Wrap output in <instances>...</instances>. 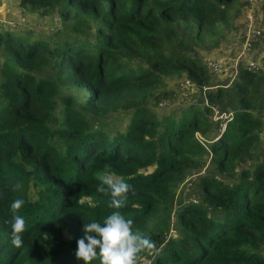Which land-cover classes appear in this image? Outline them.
<instances>
[{
  "label": "trees",
  "instance_id": "trees-1",
  "mask_svg": "<svg viewBox=\"0 0 264 264\" xmlns=\"http://www.w3.org/2000/svg\"><path fill=\"white\" fill-rule=\"evenodd\" d=\"M19 6L58 21L46 35L0 29V264H134L157 245L155 264H264V69L212 86L199 56L243 0ZM176 79L196 85L195 102L158 119L147 104L169 99ZM60 88L83 101L61 95L56 114ZM213 108L231 115L213 120ZM120 111L124 129L87 119ZM208 160L215 174L194 182L196 203L178 201ZM173 213L179 232L165 240Z\"/></svg>",
  "mask_w": 264,
  "mask_h": 264
},
{
  "label": "rangeland",
  "instance_id": "rangeland-1",
  "mask_svg": "<svg viewBox=\"0 0 264 264\" xmlns=\"http://www.w3.org/2000/svg\"><path fill=\"white\" fill-rule=\"evenodd\" d=\"M259 12L260 9H256V15L260 18ZM243 18V11H241V13H239L238 15L235 14V18L232 24L233 28L226 35L218 48L211 50L199 49V56L205 64L226 57L227 55H231L232 57L236 56V54L240 51V46L242 44L241 28L243 27ZM49 19L52 20L50 24L48 23ZM55 19L56 17L38 19L34 16H29L28 14L22 12L17 0H0V28H2L3 25L7 23L11 25L13 23L15 28L18 27V25L20 26L21 24L32 26L34 25L35 28H39V31L45 33L44 35H46L50 34L49 32L51 30V26L55 22ZM248 58L257 62L259 67H262V69H264V31L262 32L260 39L252 44L251 51L248 52ZM211 81V85L213 86L215 83H225L226 81H228V78L225 74H223V72H221L220 74L213 73ZM178 82L180 81L176 79L170 81V83L168 84V89L172 92V95L169 99L162 100L157 105L154 102H149L147 104L148 109L155 112V115L158 119H160L163 115L171 113L172 111H178L179 109L195 102V95L192 94L193 91L191 92L190 87L184 88L183 92L177 91V87L180 86V83ZM66 94H72L75 97L77 106L84 99V92L79 91L77 88H60L59 95L56 98V114L59 113L62 107L60 103V97L61 95ZM129 118L130 113L124 111L109 114L104 117L87 115V119L91 123V126L98 131H109L116 128L124 129V127H126L129 122ZM208 139L210 140L211 136H208L207 140ZM49 142L55 145L58 149H63L62 141L59 138L55 137V139L50 140ZM245 166L250 167V162H248ZM210 174H215V171L209 160L206 162V165L202 169L189 172L184 184L178 191V201L183 203H196L197 196L196 192L194 191V182H196L199 177H207ZM178 232L179 225L177 216L176 213H173L171 232L165 240H167L169 237H174ZM157 246H155L153 251L150 253V256H152L151 258H153L154 261L156 254L162 247L161 245H159L158 247Z\"/></svg>",
  "mask_w": 264,
  "mask_h": 264
},
{
  "label": "built area",
  "instance_id": "built-area-1",
  "mask_svg": "<svg viewBox=\"0 0 264 264\" xmlns=\"http://www.w3.org/2000/svg\"><path fill=\"white\" fill-rule=\"evenodd\" d=\"M244 2V18H243V35L242 44L240 46V51L235 57L227 55L221 59L211 61L206 63V68L210 73L220 74L223 72L228 78L225 86H227L231 80H233L240 68H245L246 70L256 71L260 67L257 62L248 58V52L251 51L252 44L257 41L262 33L260 27V20L256 15V9L259 7L261 0H243ZM15 28V26H14ZM190 87L191 90H197V87L189 79H184L180 82V86L177 87V91L183 92L184 88ZM204 104H207L205 101ZM229 116L231 113L228 114ZM225 113H220L217 108H213V118L214 120L225 118ZM225 123H222V128H224ZM154 256V255H153ZM152 256H146L140 260H137L134 264H155Z\"/></svg>",
  "mask_w": 264,
  "mask_h": 264
},
{
  "label": "crops",
  "instance_id": "crops-1",
  "mask_svg": "<svg viewBox=\"0 0 264 264\" xmlns=\"http://www.w3.org/2000/svg\"><path fill=\"white\" fill-rule=\"evenodd\" d=\"M17 2H18V5H19V0H17ZM29 16H33L32 14H28ZM34 17H36L35 15H34ZM51 21L52 20H48V23L50 24L51 23ZM57 21H58V19L56 18L55 19V22L53 23V25L51 26V30H50V32L56 27V23H57ZM23 24H21V26H22ZM14 27V25H13V23H12V25L11 24H5V25H3V27L2 28H0L1 30H4V29H7V28H9V27ZM24 26V25H23ZM28 27H30V28H32V29H34L35 31H38L39 30V28H35L34 27V25L32 26V25H28ZM45 34V33H44Z\"/></svg>",
  "mask_w": 264,
  "mask_h": 264
}]
</instances>
